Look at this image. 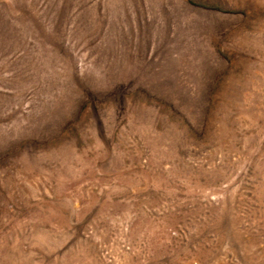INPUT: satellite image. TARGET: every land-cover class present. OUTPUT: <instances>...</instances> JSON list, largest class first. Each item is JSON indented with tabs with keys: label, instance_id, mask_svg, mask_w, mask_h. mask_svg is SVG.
<instances>
[{
	"label": "rangeland",
	"instance_id": "rangeland-1",
	"mask_svg": "<svg viewBox=\"0 0 264 264\" xmlns=\"http://www.w3.org/2000/svg\"><path fill=\"white\" fill-rule=\"evenodd\" d=\"M0 264H264V0H0Z\"/></svg>",
	"mask_w": 264,
	"mask_h": 264
}]
</instances>
